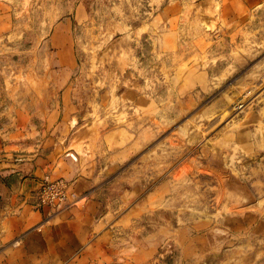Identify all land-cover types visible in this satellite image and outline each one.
Here are the masks:
<instances>
[{"label": "rangeland", "instance_id": "obj_1", "mask_svg": "<svg viewBox=\"0 0 264 264\" xmlns=\"http://www.w3.org/2000/svg\"><path fill=\"white\" fill-rule=\"evenodd\" d=\"M48 117L104 151L118 263L264 264V0H0V129Z\"/></svg>", "mask_w": 264, "mask_h": 264}, {"label": "crops", "instance_id": "obj_2", "mask_svg": "<svg viewBox=\"0 0 264 264\" xmlns=\"http://www.w3.org/2000/svg\"><path fill=\"white\" fill-rule=\"evenodd\" d=\"M18 124L0 129V264H127L118 262L122 253L135 252L140 236L107 226L119 204L114 178L100 168L103 149L93 157L71 158L69 121L48 117L41 125L47 131L40 130L35 139L36 131H23ZM46 174L71 181L87 199L84 206L60 213L38 207L22 182L41 181ZM101 203L105 208L97 217Z\"/></svg>", "mask_w": 264, "mask_h": 264}, {"label": "built area", "instance_id": "obj_3", "mask_svg": "<svg viewBox=\"0 0 264 264\" xmlns=\"http://www.w3.org/2000/svg\"><path fill=\"white\" fill-rule=\"evenodd\" d=\"M41 187L36 192H31L36 205L40 208H49L60 211L77 206L82 200L74 189L72 182L65 178H54L46 174L41 181Z\"/></svg>", "mask_w": 264, "mask_h": 264}, {"label": "water", "instance_id": "obj_4", "mask_svg": "<svg viewBox=\"0 0 264 264\" xmlns=\"http://www.w3.org/2000/svg\"><path fill=\"white\" fill-rule=\"evenodd\" d=\"M41 183L37 180H31L26 182L25 190L28 192H36L41 187Z\"/></svg>", "mask_w": 264, "mask_h": 264}, {"label": "bare ground", "instance_id": "obj_5", "mask_svg": "<svg viewBox=\"0 0 264 264\" xmlns=\"http://www.w3.org/2000/svg\"><path fill=\"white\" fill-rule=\"evenodd\" d=\"M230 110H231V109H230ZM230 110H229V111H230ZM229 111H228V112H229ZM198 114H199V113H198ZM187 122H190V120H189V121H187ZM191 122H193V121H191ZM185 124H186V123H184V125H185ZM185 128H187V125H186V127H185ZM195 128H198V127H195ZM188 129H189V128H187L186 130H188ZM199 131H200V130H199ZM204 134H205V133H204Z\"/></svg>", "mask_w": 264, "mask_h": 264}]
</instances>
